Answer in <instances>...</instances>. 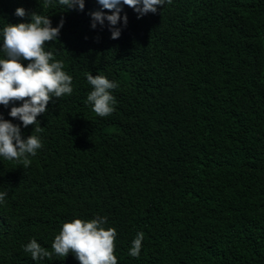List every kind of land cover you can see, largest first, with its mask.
<instances>
[{"label": "trees", "instance_id": "trees-1", "mask_svg": "<svg viewBox=\"0 0 264 264\" xmlns=\"http://www.w3.org/2000/svg\"><path fill=\"white\" fill-rule=\"evenodd\" d=\"M84 4L0 0V49L7 24L31 22L17 8L63 19L45 50L73 78L37 117L41 132L9 115L21 102L0 105L43 145L27 168L0 156V264H79L23 246L52 252L64 223L98 216L116 230L117 264H264V0H173L139 19L121 5L115 40L107 20L91 27L92 13H112ZM89 72L119 84L108 117L86 103Z\"/></svg>", "mask_w": 264, "mask_h": 264}, {"label": "clouds", "instance_id": "clouds-1", "mask_svg": "<svg viewBox=\"0 0 264 264\" xmlns=\"http://www.w3.org/2000/svg\"><path fill=\"white\" fill-rule=\"evenodd\" d=\"M45 5L52 0H44ZM173 0H98L102 9L111 12L105 15L104 11L91 14L93 29L97 23L104 24L107 20L113 26L111 38L118 39L121 35L119 28L115 26L121 20V5H126L138 13V19L149 13L156 14L158 7L172 4ZM61 6L83 11L84 0H59ZM15 15L20 18L29 16L30 23L17 25L7 24L2 31V50L4 59H0V105L5 108L10 103L21 102L22 106L12 107L9 115L22 121L23 127L34 125L35 132H41L44 128L39 126L37 117L44 114L47 106L53 98L59 99L73 93V78L63 71V61L54 59L51 51H46L47 42L56 41L64 26L61 19L57 27H52L51 19L37 12H26L23 8H17ZM123 24L127 25V15L123 17ZM21 61H28L25 67ZM86 79L92 86V91L87 96V104L92 105L93 112L98 117H108L115 112L116 99L110 90L116 89L119 84L109 81L101 75L86 73ZM39 136L30 135L23 139L21 128L0 116V156L9 161L23 164L25 168L30 166L29 157H34L37 150L42 148ZM6 192H0V203L5 202ZM106 217H96L90 221L74 219L64 223L58 235L52 243V252L43 248L33 238L26 246L25 253L30 254L32 260L51 259L53 252L65 258L69 253L73 254L79 264H117L115 256L116 230L104 225ZM144 233L139 232L132 241L129 255L139 258L142 248Z\"/></svg>", "mask_w": 264, "mask_h": 264}]
</instances>
